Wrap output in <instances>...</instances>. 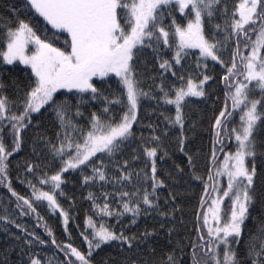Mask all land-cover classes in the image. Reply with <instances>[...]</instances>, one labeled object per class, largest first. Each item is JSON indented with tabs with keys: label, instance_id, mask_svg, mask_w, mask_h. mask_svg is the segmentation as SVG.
I'll return each mask as SVG.
<instances>
[{
	"label": "snow or ice",
	"instance_id": "6c2138e0",
	"mask_svg": "<svg viewBox=\"0 0 264 264\" xmlns=\"http://www.w3.org/2000/svg\"><path fill=\"white\" fill-rule=\"evenodd\" d=\"M221 2L222 0H25V6L29 11L34 10L54 31L51 36L41 38L34 28L23 20L17 21L14 28L7 26L0 30L3 33L4 44V47L0 48V62L5 65H14L17 62L26 65L34 77L29 90L25 93L23 110L19 115L11 112L7 97L0 95V132L3 131L2 122L7 120L11 124L13 136L11 151L0 137V183L7 181L8 158L13 152L19 151L22 142L21 132L31 124L32 113H40L46 105L54 106L56 116L64 129L59 146L51 147L55 155L67 156V159L62 160L63 167L59 172L41 179L39 181L41 184H48L51 181L53 189H59L63 183L61 175L63 172L94 163L92 157L97 153L106 152L112 155L120 150L121 145L134 135L132 128L137 122L141 98L149 95L139 87L140 81L135 75L133 60L136 52L142 48H153L156 51L162 44L175 48L172 58L175 65H180L182 59L189 55L186 49H198L199 56L204 60L211 59L223 64L219 55L222 42L215 39V34L205 32V18L211 23L212 18L220 11L217 6ZM175 11L186 19V24H181L173 18L171 26L166 27L165 16H172ZM224 12L227 14V8ZM230 19L231 23L227 20L225 23H228L232 31L225 39L235 37L236 49L232 53L231 66L227 68L228 75L223 79L229 90L226 97L231 101V110L226 102L224 110L215 118L214 127L217 129V137L221 136L223 129L229 140L234 139L236 148L234 152L225 154L222 166L216 169L215 176L211 173L208 175L209 181L226 175L227 184L226 187H218V182L205 183L204 195H209V188L215 193L211 196L207 211L200 214L203 226L207 227L208 239L199 234L198 240L202 243L192 242L189 264H264V224L258 227L245 245L246 256L241 259L237 252L244 235L245 222L250 218V209L257 200V181L264 183V54H262L264 0H238ZM215 28L219 32L221 25L216 24ZM43 31L47 33L49 29L45 27ZM62 36L63 46H56V42ZM29 45L34 47L29 48ZM242 49L247 50L246 55ZM237 56L240 57L242 66L239 68L236 63ZM203 66L208 67L206 63ZM159 67L171 71L173 76L177 75L172 70L174 67L172 61L164 60ZM113 74L119 78L125 90L123 97L104 99L109 104L123 105L126 111L118 121L115 118L102 119L101 116L92 113L91 127L85 134L73 123V117L70 115L73 106L67 101L57 104L55 94L61 89H66L69 93H91L93 99H96L101 93L94 85L93 79L103 80ZM179 79L183 80L184 77L181 76ZM210 79V76L204 75L199 84L188 79L186 86L175 88L174 99L168 98V93H165V102L175 105L174 124L183 128L182 102L189 96H204L202 86ZM2 87L0 84V88ZM160 91L164 92V89L161 87ZM75 108V115H82L79 105H75ZM103 111L108 113L110 109L105 107ZM237 113L239 122L231 121L234 126L229 127L230 118ZM153 139L159 140V137ZM216 142L223 143L222 140ZM180 143L183 151V140ZM73 149L74 154L71 151ZM220 151H223V148ZM144 153L151 161V176L145 174L144 179L152 180V191L144 189L140 200L124 201L123 211L115 213L117 217L131 213L132 223H135V217L142 211L141 203L147 208L158 207L155 200L150 197H156V189L164 186L163 181L156 177L157 148H145ZM212 156L215 160V150ZM257 160L260 161L259 166ZM124 167L127 168V161ZM26 170L32 172L33 167L28 166ZM93 172L98 175L100 181L106 180L101 169L93 167ZM131 176V172L125 171L119 179L129 181ZM95 178L85 176L84 181L87 183ZM30 186L35 189V185ZM8 187L11 194L17 197V201H23V204L17 203V207L23 208L26 205L28 211L36 212L30 199L13 191L10 183ZM60 194L63 195L62 192ZM138 194L127 191L120 193L122 198ZM33 195L37 201H47L50 207L60 208L56 196L49 191H34ZM225 199L230 203L228 211L224 212L222 217L221 205ZM206 204L207 201L202 198L201 207ZM96 207L103 216L114 215L108 203ZM147 208L143 211L146 212ZM60 214L67 224V213L61 210ZM210 221L214 222V226ZM87 224L93 229L91 238L81 234L88 244L87 254L71 244H66L61 249L66 256L75 257L80 264H92L90 257L93 251L112 241L127 243L131 248L130 238L123 233L117 234L104 224L97 228L91 217ZM16 227L19 228L20 225L17 224ZM197 231L200 233L201 230ZM48 234L51 235V232ZM35 239L41 244L45 243L38 236ZM52 244H57L55 239L52 240ZM30 264H41V260L30 257ZM67 264H73V261L68 260ZM166 264H177V261L173 255H168Z\"/></svg>",
	"mask_w": 264,
	"mask_h": 264
},
{
	"label": "trees",
	"instance_id": "16d2710c",
	"mask_svg": "<svg viewBox=\"0 0 264 264\" xmlns=\"http://www.w3.org/2000/svg\"><path fill=\"white\" fill-rule=\"evenodd\" d=\"M237 2L234 0H222L217 7L220 15L213 18L218 22H208L205 18L206 34H215V39L222 42L219 55L223 64L211 59L204 60L199 56L198 49H186L189 53L182 59L180 65H175L172 60L175 48L160 45L159 49L142 48L136 52L133 60L136 78L140 81L139 87L149 95L142 97L137 114V122L133 124V136L125 141L120 150L112 155L97 153L92 157L94 163L81 165L76 169L63 172L59 189H53L51 181L41 184L43 178L55 175L63 167L62 160L67 156L55 155L52 145L59 146L63 137L64 129L56 116L54 106L46 105L40 113H32V122L21 132L22 142L19 151L13 152L8 158L7 181L0 183V264H30V257L41 260V264H67L68 260L73 264H80L75 257L66 256L61 249L66 244H71L79 251L87 254L88 244L84 235L91 238L93 229L88 227L89 217L97 224H104L117 234L123 233L131 240V248L127 243L112 241L103 245L100 249L93 251L90 257L92 264H166L168 255H173L177 264H189V253L193 241L198 240V235L207 237V227L203 226L201 213L206 212V205L201 207V200L207 201L213 196L211 188L209 195L205 196V183L212 184L208 175L213 173L214 168L221 163L224 157L223 148L229 139L225 131L221 129V136H216L217 129L214 127L215 118L218 116L225 104L230 105L227 99L226 82L223 77L228 75L227 68L232 63V53L236 49L235 37L226 40L225 37L232 31L228 26L231 23V14ZM227 8V14L224 9ZM222 10V11H221ZM223 13V14H222ZM186 24L178 11L172 16H165L164 25L170 27L172 19ZM212 18V19H213ZM23 20L30 24L41 38L51 36L52 30L42 17L25 6V0H0V30L7 26L15 27L17 21ZM228 23H225V21ZM220 24L221 30L217 32L215 25ZM49 31L45 33L43 29ZM66 35V34H65ZM64 36L56 42V46H63ZM4 47L3 33L0 31V48ZM243 50V49H242ZM247 54V50H243ZM164 60L172 61L173 71L161 69L160 63ZM198 63L200 66L198 67ZM207 64L205 68L203 65ZM238 68L240 57H236ZM204 75L211 77L202 87L205 95L202 97L189 96L182 102L183 128L173 123L175 119V105L165 102V93L168 98L174 99V90L186 86L188 79L199 84ZM183 76L181 80L179 77ZM103 80L98 90L101 95L93 99L91 93H69L67 90H59L55 94L57 104L67 101L72 105L70 115L73 123L86 134L91 127V115L96 113L102 119L119 120L126 111L121 104H109V100L123 97L124 89L119 79ZM34 77L31 69L19 62L14 65H5L0 62V95L7 97L10 102L11 112L20 114L23 110L25 93ZM242 79V77H234ZM96 84V82H95ZM94 84V85H95ZM161 87L164 92H161ZM126 102V97H124ZM83 101L82 103L80 101ZM75 105H79L82 113L75 115ZM108 107L110 111L104 113L103 109ZM3 131L0 137L9 151L12 150L13 136L11 124L5 120L2 122ZM59 134V135H58ZM73 135H77L73 133ZM159 137V140L153 139ZM183 140V151L181 143ZM222 140L223 143H217ZM82 142V141H81ZM157 148L156 177L163 181L164 186L156 189L155 200L157 208H147L140 204L142 209L139 216L132 223L131 213H125L117 217L116 212L123 211V202L127 200L138 201L141 199L143 190L151 192L152 180H145V174L151 176V161L144 153L145 148ZM223 148V151L220 149ZM216 151V159L212 153ZM68 151V150H66ZM74 154V149L71 150ZM191 157V161H189ZM125 161L127 168L125 169ZM259 166L260 161L257 160ZM33 167L32 172L26 169ZM93 167L101 169L106 180L100 181L98 175L93 172ZM131 172L129 181H121L119 177L124 172ZM137 173L139 176H137ZM96 177L85 183L84 177ZM194 177H201L197 179ZM11 189L20 196L30 199L36 212L32 213L17 207V197L11 194ZM225 182H222L224 187ZM30 185H35V189ZM257 200L250 209V218L245 222L244 235L240 245L237 247L241 259L246 256L245 245L255 234L258 227L264 224V183L257 181ZM49 191L56 196L60 208H53L47 201H37L33 193ZM138 192V195L121 197L122 192ZM63 193L61 195L60 193ZM91 196V198H90ZM108 203L112 216H103L96 205L103 206ZM147 208V211H143ZM61 210L67 213L68 222L65 224ZM27 212V214H23ZM160 213H166L161 215ZM11 221V223L9 222ZM20 227H16V225ZM211 224L214 223L211 221ZM197 229H200L198 233ZM49 231L51 235H49ZM150 233V235H145ZM31 234V235H30ZM39 237L45 243L41 244L35 239ZM135 237V239H132ZM55 239L57 244H52ZM31 242V243H29ZM202 243V242H201ZM59 245L60 247H57Z\"/></svg>",
	"mask_w": 264,
	"mask_h": 264
},
{
	"label": "rangeland",
	"instance_id": "374dc122",
	"mask_svg": "<svg viewBox=\"0 0 264 264\" xmlns=\"http://www.w3.org/2000/svg\"><path fill=\"white\" fill-rule=\"evenodd\" d=\"M234 1H236V2L238 3V0H234ZM237 3L235 4V7H236ZM221 11H222V10H221ZM222 14H223V13H222ZM216 15H220V11L217 12ZM183 18H184V17H182V19H183ZM212 21H216V22H218V19H215V20H214V18H213ZM33 47H34V46L29 45V48H33ZM262 54H264V50H262ZM22 65H23V64H22ZM23 66H26V65H23ZM26 67H28V66H26ZM28 68H29V67H28ZM111 76H112L111 79H117V78H118V77H115L114 74L111 75ZM109 77H110V76H109ZM107 78H108V77L104 78L103 80H107ZM118 79H119V78H118ZM103 80H101V79H99V78H94V79H93V83L95 84V82H96L95 86H96V87H98V86L100 87V84L103 82ZM99 81H100L101 83H100ZM61 90H63V89H61ZM64 90H66V89H64ZM222 110H224V109L222 108ZM222 110H221V111H222ZM218 115H219V114H218ZM236 115L238 116V120H239V114L237 113ZM238 120H234V122H235V123H238V122H239ZM231 121H232V120H231ZM223 159H224V157H223ZM223 159H222L221 163H219V164L214 168L213 173H212L213 176H215L216 169L222 166ZM223 181L225 182L224 187H226V184H227V177H226V175H225V176L216 177V180H215L214 182H218V187H223V185L221 186V184H222ZM214 182H213V183H214ZM213 195H215V193H213ZM213 223H214V222H213ZM210 224H211V221H210Z\"/></svg>",
	"mask_w": 264,
	"mask_h": 264
},
{
	"label": "bare ground",
	"instance_id": "6f19581e",
	"mask_svg": "<svg viewBox=\"0 0 264 264\" xmlns=\"http://www.w3.org/2000/svg\"><path fill=\"white\" fill-rule=\"evenodd\" d=\"M230 110H231V108H230ZM231 120L232 121L238 120V116L235 115L233 118H230L229 127L234 126L231 123ZM225 136L228 138L227 133H225ZM223 148H226V151L223 152L224 153V156H225V154L235 151L236 142L234 141V139L233 140H229L228 144L225 145ZM221 186H222V184H221ZM210 203H211V198H208L207 199V205L210 204ZM229 203L230 202L227 199H225L224 202H223V204L221 205V209H222L221 215H222V217H223L224 212L228 211V205H229ZM207 205H206V209H207Z\"/></svg>",
	"mask_w": 264,
	"mask_h": 264
}]
</instances>
